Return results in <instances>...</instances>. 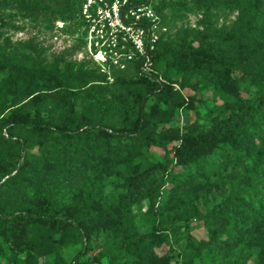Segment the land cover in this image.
Wrapping results in <instances>:
<instances>
[{
  "label": "rangeland",
  "instance_id": "obj_1",
  "mask_svg": "<svg viewBox=\"0 0 264 264\" xmlns=\"http://www.w3.org/2000/svg\"><path fill=\"white\" fill-rule=\"evenodd\" d=\"M157 1L150 0L151 7ZM167 3L160 12L163 23L158 14L155 28L156 41L164 47L151 53V63L140 69L147 80L128 71L122 79L129 84L120 85L112 82L116 69L111 68L101 72L99 83L74 87L50 81L47 89L25 101L23 95L17 97L21 99L14 108L29 114L39 109L52 138L9 124L13 108L3 106L12 102V93L0 80V212L12 213L0 227V264H138L150 252L165 257L162 264L215 263L219 256L226 264H264V218L258 210L249 226L244 211L235 215L215 208L224 202L247 206L250 192L264 194V149L232 166L226 162L231 147L219 143L212 153L197 158L205 166H216L213 174L179 189L177 183L184 177L198 178L202 168L197 162L177 164L176 141H153L148 131L129 139L120 136L140 120V99L151 88V96L158 97L146 101L141 120L148 130L157 131L191 122L209 125L215 117L227 116L226 108L238 97L250 99L258 92L256 79L243 67L251 53L262 49L264 56V42L254 46L246 32L232 34L236 9H212L216 36L198 38L201 1ZM79 32L76 17L67 12L33 19L8 2L0 7V47L12 57L0 79L35 80L28 63L35 62V56L46 64L62 56L65 63L71 60L73 67L79 66L86 59ZM205 40L209 47L201 46ZM26 41L37 50L20 45ZM86 66L99 72L94 62ZM105 124L112 128L104 130ZM132 165H137L134 173ZM18 167L33 174L20 185L12 184ZM68 168V175L55 184ZM34 211L74 219L82 238L61 225L24 218ZM97 215L106 220L93 225ZM238 218L235 231L245 236L234 246L225 232ZM77 255L78 262L73 260Z\"/></svg>",
  "mask_w": 264,
  "mask_h": 264
},
{
  "label": "trees",
  "instance_id": "obj_2",
  "mask_svg": "<svg viewBox=\"0 0 264 264\" xmlns=\"http://www.w3.org/2000/svg\"><path fill=\"white\" fill-rule=\"evenodd\" d=\"M82 0H0V7L8 5H14L16 9L22 11L24 15H29L31 18H36L38 14L47 15L48 13H54L59 11L60 13H66L69 16L76 17L78 28L82 24V19L79 16V6ZM183 3V0H179ZM201 8H203L200 23L202 30L196 32L198 38L205 36L215 35L214 26L211 20L212 9H236L238 12V18L236 19L234 26L231 31L232 34L239 37L242 33H247L248 41L254 46L264 42V0H200ZM168 5L167 0H158L152 5L156 13L160 15L162 7ZM64 17V15H62ZM164 17L160 15V22L163 23ZM248 31V32H247ZM216 36V35H215ZM79 44H81V38L79 36ZM155 49L152 51V55L160 47H164V44L157 40L155 42ZM22 46H27L29 50L36 51L35 45H30L29 41L20 43ZM209 47V44L202 41V45ZM9 51H5L4 47H0V71L8 66L9 60L11 59ZM28 61V60H27ZM64 63L63 67L60 68L59 63ZM92 62L90 59H84L79 66L73 67V61L64 62L62 56H56L53 64H46L40 62L38 56H35V62H29L34 68L36 76L35 80L31 82L20 83L16 76L13 77H1V83L7 86L12 93V102L9 105H4L3 110L13 108V112L9 117V124L20 131H29L41 136H47L52 138L53 133L50 128L44 124V117L40 113V110L34 108L32 114L22 112L17 106L16 100L21 95L23 97H30L33 93L43 91L47 89L50 81H61L65 85H73L74 87H82L85 84H91L92 82H102L104 75L99 73L95 68L87 67L86 63ZM142 63V58H137L134 62H130L129 65L123 69L113 70L112 74L115 76L112 82L124 85L129 84V81L122 79L128 71L133 74L146 78V74L141 73L139 68ZM31 66V65H30ZM31 66V68H32ZM243 71L248 75L254 77L257 81L258 92L256 94H264V56L262 55V49L257 52L250 54L249 58L243 67ZM40 80V81H39ZM155 93V89H148L147 92L140 99L139 106V121L131 124L130 130L125 132L122 137L131 138V136H142L147 134L153 140L159 143L168 144L169 142H177L178 159L177 164L181 166L195 164L200 166V172H198V178H183L182 181L177 183L179 189L190 188L189 186L198 185L200 181L207 179V176L213 174L217 169L216 166L203 165L198 163V156L200 154L212 153L217 144H223L231 147L232 156L226 160L227 164L232 166H238L246 162L248 159L257 157L260 151L264 149V95H254L250 99H244L238 97L233 103L229 104L226 108L227 116L221 118L215 117L209 125L198 124V123H185L182 128L172 127L164 130L157 131L156 128L150 130L149 127L143 125V106L146 101ZM29 98H23L27 100ZM8 128V123L5 124ZM112 128V124H105L104 130ZM61 135H65L60 132ZM85 136L89 137L87 134ZM100 137V136H98ZM78 140V139H77ZM44 159V157H43ZM145 166L147 163L145 161ZM196 165V164H195ZM137 165L130 167L131 172L136 171ZM70 169L64 172L56 181L58 184L62 178L66 177ZM32 173L24 172L21 167L16 169V176L13 178L15 181L12 184H18L24 182L26 179L31 178ZM9 185V183H7ZM171 190V189H170ZM251 194L247 197V201L250 205L241 207L237 203L224 202L223 204L217 205L220 212L223 210L231 211L235 215H239V211H244L249 215L247 223L252 226L254 223L255 209L258 210L260 218H264V194L261 192H250ZM234 199V198H233ZM235 200V199H234ZM12 213L0 212V227L2 224L11 220ZM210 213L205 217L208 221ZM24 218H36L47 223L61 225L63 229H66L70 234L78 235L82 238L81 228L79 223L72 218H66L61 214L55 212L46 211H34V213H28L24 215ZM243 220V217H240ZM233 227H230L226 232L227 242L231 245H236L243 240V236L238 231H235V227L239 225L238 220ZM106 220L100 216L92 218V224L102 222ZM150 252V251H149ZM79 255L75 256L73 260L78 262ZM215 263H211L208 260L202 262V264H226L223 262V258L219 256ZM165 261V257H159L156 253L150 252V254L139 261L138 264H162ZM137 263V262H136ZM81 264V263H80ZM87 264V263H85Z\"/></svg>",
  "mask_w": 264,
  "mask_h": 264
},
{
  "label": "built area",
  "instance_id": "obj_3",
  "mask_svg": "<svg viewBox=\"0 0 264 264\" xmlns=\"http://www.w3.org/2000/svg\"><path fill=\"white\" fill-rule=\"evenodd\" d=\"M149 1H81L82 54L98 66L100 73L123 69L137 58H142L140 69L151 63L159 18Z\"/></svg>",
  "mask_w": 264,
  "mask_h": 264
}]
</instances>
